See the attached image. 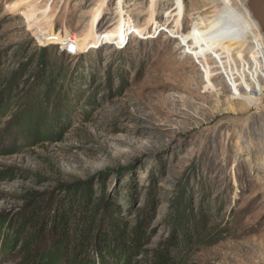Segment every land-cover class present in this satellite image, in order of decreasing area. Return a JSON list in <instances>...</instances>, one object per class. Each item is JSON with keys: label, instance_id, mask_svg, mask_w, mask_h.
Masks as SVG:
<instances>
[{"label": "rangeland", "instance_id": "374dc122", "mask_svg": "<svg viewBox=\"0 0 264 264\" xmlns=\"http://www.w3.org/2000/svg\"><path fill=\"white\" fill-rule=\"evenodd\" d=\"M15 72L36 76L49 134L9 129L16 108L0 121V264L36 262L11 220L26 192L78 189L97 230L77 263L146 264L174 234L191 239L176 264H264V32L249 4L0 0V84ZM135 225L131 257H99Z\"/></svg>", "mask_w": 264, "mask_h": 264}, {"label": "trees", "instance_id": "16d2710c", "mask_svg": "<svg viewBox=\"0 0 264 264\" xmlns=\"http://www.w3.org/2000/svg\"><path fill=\"white\" fill-rule=\"evenodd\" d=\"M36 86V76L23 79L21 72L13 73L0 84V121L16 108L9 129L16 127L17 131L25 133L33 140L49 134L48 125L43 119L46 113L42 111L40 95L35 93ZM22 197L25 203L13 214L11 220L13 224L17 223V231L23 229L26 234L22 242L23 251L30 258L35 256V264H52L53 261L59 264L60 261L61 264H80L77 262H81L80 258L88 255L89 247L94 244L91 231L97 230V218L86 191L74 190L64 200L52 194L44 198L45 196H39L36 192H26ZM9 222L11 223L10 220ZM142 235L139 225L127 231L124 229L119 240L121 242H117L115 246L96 245L99 257L105 260L109 256L117 259L131 257L137 251V243ZM50 240L52 243H48ZM63 241L67 243L64 248L68 247V250L61 251L60 245ZM190 241L191 239L185 237L178 244L172 234L157 248L149 251L145 263L176 264V259L181 257L179 247L185 250ZM46 243L48 246L44 249ZM44 257L47 261H44Z\"/></svg>", "mask_w": 264, "mask_h": 264}, {"label": "water", "instance_id": "95a60500", "mask_svg": "<svg viewBox=\"0 0 264 264\" xmlns=\"http://www.w3.org/2000/svg\"><path fill=\"white\" fill-rule=\"evenodd\" d=\"M249 7L260 30L264 32V0H250Z\"/></svg>", "mask_w": 264, "mask_h": 264}, {"label": "bare ground", "instance_id": "6f19581e", "mask_svg": "<svg viewBox=\"0 0 264 264\" xmlns=\"http://www.w3.org/2000/svg\"><path fill=\"white\" fill-rule=\"evenodd\" d=\"M249 1L250 0H243V3L245 4V5H248L249 4ZM231 23H229L228 25H230ZM228 28H229V26H228ZM233 29V28H232ZM260 44H255L254 45V47H256V46H259Z\"/></svg>", "mask_w": 264, "mask_h": 264}]
</instances>
